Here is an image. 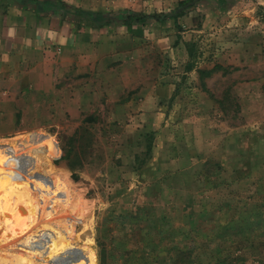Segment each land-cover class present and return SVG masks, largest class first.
<instances>
[{
  "label": "rangeland",
  "instance_id": "obj_1",
  "mask_svg": "<svg viewBox=\"0 0 264 264\" xmlns=\"http://www.w3.org/2000/svg\"><path fill=\"white\" fill-rule=\"evenodd\" d=\"M62 2L110 39L1 86L0 264H264V0Z\"/></svg>",
  "mask_w": 264,
  "mask_h": 264
},
{
  "label": "crops",
  "instance_id": "obj_2",
  "mask_svg": "<svg viewBox=\"0 0 264 264\" xmlns=\"http://www.w3.org/2000/svg\"><path fill=\"white\" fill-rule=\"evenodd\" d=\"M69 13L62 0H0V89L31 70L64 76L89 72L96 62L91 46L109 41L110 34L105 25L97 27L103 20L94 18L96 27H90L87 17L68 18ZM130 27L122 24L118 30L142 34Z\"/></svg>",
  "mask_w": 264,
  "mask_h": 264
},
{
  "label": "trees",
  "instance_id": "obj_3",
  "mask_svg": "<svg viewBox=\"0 0 264 264\" xmlns=\"http://www.w3.org/2000/svg\"><path fill=\"white\" fill-rule=\"evenodd\" d=\"M149 15H132V14H128L127 18L124 20L125 22H123L124 25H126V27L131 28L130 24H129V19L131 21H134L136 23H141L144 21L145 18H148ZM153 17V16H152ZM66 155H68V153H66ZM38 180V179H37ZM37 183V182H36ZM101 260H103V257H101Z\"/></svg>",
  "mask_w": 264,
  "mask_h": 264
}]
</instances>
